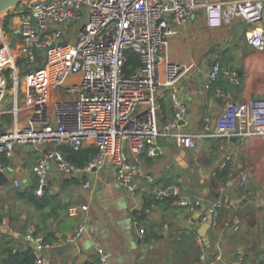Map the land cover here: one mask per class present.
<instances>
[{"label":"built area","instance_id":"built-area-1","mask_svg":"<svg viewBox=\"0 0 264 264\" xmlns=\"http://www.w3.org/2000/svg\"><path fill=\"white\" fill-rule=\"evenodd\" d=\"M19 4L0 13V172L7 175L3 157L31 144L36 154L32 164L36 181L31 189L38 196L47 190L51 168L81 178L87 187L90 180L83 178L84 173L109 167L122 188L136 192L139 154L146 147L154 154L156 136L168 134L185 114L177 92L191 65L165 60L164 49L174 27L190 20L197 8L207 10L212 25L241 20L248 44L264 50V26L250 25L261 19L263 0H22ZM131 53L138 64L127 72ZM220 73L233 85L241 83L238 69L223 68L214 60L206 85ZM165 91L174 111L171 120H165L161 98ZM216 93L223 106L215 133L264 137V105L254 98L235 99L223 88ZM203 123L209 131L210 116L205 115ZM173 135L178 144L193 145L192 134ZM60 144L92 147L94 152L77 165L65 157ZM228 158L220 165L226 166ZM247 178L242 174L241 203L249 193ZM12 184L21 185L18 179H12ZM152 193L155 199L173 197V204L198 203L178 195L174 184L153 185ZM223 205L227 204L220 200L210 202L209 216L215 218ZM79 208L86 209L87 204H75L70 210ZM208 214L201 222L208 221ZM133 222L139 224L137 216ZM84 230L85 223H78L68 239H77ZM138 233L142 236L144 228ZM195 235L204 260L207 246L200 233ZM24 237L34 243L33 264H50L45 236L29 225ZM95 252L99 263L107 264V253L100 246ZM212 264L250 263L244 254L227 262L216 252Z\"/></svg>","mask_w":264,"mask_h":264},{"label":"crops","instance_id":"crops-1","mask_svg":"<svg viewBox=\"0 0 264 264\" xmlns=\"http://www.w3.org/2000/svg\"><path fill=\"white\" fill-rule=\"evenodd\" d=\"M255 24L264 26V0L261 19L250 23ZM245 26L241 20L212 25L207 10L199 7L190 20L174 27L164 54L165 60L191 65L177 92L185 104V121L177 122L168 134L156 136L154 154L148 147L139 154L135 193L122 188L109 167L84 173L83 178L90 180L87 187L81 178L51 168L50 195L45 205L38 207L18 194L30 190L36 181L34 159L30 158L28 167L23 165L29 148L16 147L14 154L3 157L8 170L5 184L0 185V264L27 261L32 247L24 232L29 225L50 244L45 250L50 264H100L96 246L107 253V264H212L216 252L227 262L244 254L250 264H264V137L220 135L215 133V123L211 131H206L203 123L205 115L212 122L222 111L217 88L229 91L235 99L254 98L264 105V50L248 44ZM214 60L223 68L238 69L241 83L233 85L220 73L206 85ZM203 79L206 82L198 91L195 83ZM161 98L165 120L173 119L168 91ZM175 132L192 134L193 145L178 144ZM226 157L223 167L220 164ZM224 168L227 173L222 174ZM242 174L248 177L249 193L241 203ZM12 179H18L20 187H14ZM170 184L176 186L178 195L195 198L198 203L190 207L169 203L165 197L154 198L153 185ZM216 200L228 206L220 207L211 218L208 205ZM151 203L154 206L145 211ZM75 204H87V208L71 211ZM204 214H208L206 223L200 220ZM133 216H138L139 224L133 222ZM80 222L85 223L84 232L69 240ZM140 227L144 228L142 236ZM196 232L205 235L208 253L204 260L200 259ZM10 253L14 254L9 257Z\"/></svg>","mask_w":264,"mask_h":264},{"label":"trees","instance_id":"trees-1","mask_svg":"<svg viewBox=\"0 0 264 264\" xmlns=\"http://www.w3.org/2000/svg\"><path fill=\"white\" fill-rule=\"evenodd\" d=\"M137 64H138L137 56L135 54L131 53L129 55V59L126 63L125 71L129 72V71L133 70ZM58 148L62 151V153L65 155L66 158H68L69 160H71L72 162H74L77 165H83L88 160V158L91 156V154L94 152V148H92V147L74 149L71 146L66 145V144H60L58 146ZM224 173H227V168H224L222 170V174H224ZM18 194L24 195L32 204H34L38 207L44 206L46 201L48 200L49 195H50L47 192V190H45V192L41 196H38L35 193H33L32 189H30L28 191L19 192ZM165 198L168 200L169 203H171L173 200V197H171V196H167ZM136 214H138V212H136ZM138 216H139V214H138ZM11 254H14V253H10L9 257H11L10 256ZM26 258H27L26 262H24V259H21L20 261L17 260L15 262V264H29L28 262H31V264H33L32 249H31L30 255L27 256Z\"/></svg>","mask_w":264,"mask_h":264},{"label":"water","instance_id":"water-1","mask_svg":"<svg viewBox=\"0 0 264 264\" xmlns=\"http://www.w3.org/2000/svg\"><path fill=\"white\" fill-rule=\"evenodd\" d=\"M21 1L22 0H0V13L3 12V11H5V10H7V9H9L12 6H15L16 4H18ZM205 82H206V79H203L202 82L195 83V87L198 89V91L201 90L200 88L205 84ZM185 115L186 114H184L183 118L181 120H179V122H184L185 121ZM214 123H215V121L212 120L211 125H210V128H209L210 131L213 130ZM234 137H236V136H234ZM6 180H7V175L4 172H0V185L3 186L5 184V182H6ZM200 234L205 239L204 233H200ZM25 241L28 242L26 239H25ZM28 244L31 247L34 246V243H29L28 242Z\"/></svg>","mask_w":264,"mask_h":264},{"label":"rangeland","instance_id":"rangeland-1","mask_svg":"<svg viewBox=\"0 0 264 264\" xmlns=\"http://www.w3.org/2000/svg\"><path fill=\"white\" fill-rule=\"evenodd\" d=\"M20 4L18 3V4H16L15 6H16V8L19 6ZM14 6H12V7H10V9H12ZM28 70V69H27ZM6 71H9V66L8 65H6ZM11 84V87H12V81L10 82ZM26 147L27 148H29V151H28V153H27V156L25 155V159H24V161H23V165L24 166H27L28 165V163H29V160H30V158H32V161H33V159H35V156H36V154L34 153V151H33V149H32V145L31 144H27L26 145ZM28 167V166H27ZM36 179V178H35Z\"/></svg>","mask_w":264,"mask_h":264}]
</instances>
